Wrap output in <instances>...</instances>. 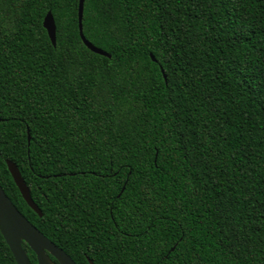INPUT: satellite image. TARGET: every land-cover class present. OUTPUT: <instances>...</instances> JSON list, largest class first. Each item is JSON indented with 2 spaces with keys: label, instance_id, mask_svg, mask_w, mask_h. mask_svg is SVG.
Listing matches in <instances>:
<instances>
[{
  "label": "trees",
  "instance_id": "trees-1",
  "mask_svg": "<svg viewBox=\"0 0 264 264\" xmlns=\"http://www.w3.org/2000/svg\"><path fill=\"white\" fill-rule=\"evenodd\" d=\"M79 3L0 0L7 196L76 264H264V0H86L111 58Z\"/></svg>",
  "mask_w": 264,
  "mask_h": 264
},
{
  "label": "water",
  "instance_id": "water-1",
  "mask_svg": "<svg viewBox=\"0 0 264 264\" xmlns=\"http://www.w3.org/2000/svg\"><path fill=\"white\" fill-rule=\"evenodd\" d=\"M85 1L86 0H80L79 3V31L81 40L91 52L100 56L111 58V55L94 46L86 39L84 35L83 16ZM43 26L47 31L53 46L56 47V24L51 12L46 15ZM151 58L154 62H156V59L153 55H151ZM162 73H165L163 69ZM164 77L166 79L165 75ZM7 164L9 172L23 199L35 213L42 217L43 214L38 206L34 203L30 189L26 185L20 170L14 163L10 161H8ZM0 232L8 244L17 264H33L27 254L26 249L24 248V243L27 244L37 256V264H76L64 250L49 240L33 224H31L24 215H22V213L16 208V206L7 196L1 185ZM51 257H53L57 263L54 262Z\"/></svg>",
  "mask_w": 264,
  "mask_h": 264
}]
</instances>
